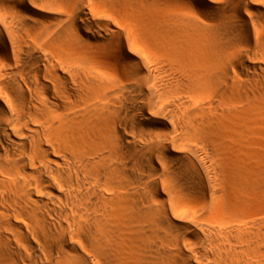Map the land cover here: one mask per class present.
Wrapping results in <instances>:
<instances>
[{
    "label": "bare ground",
    "instance_id": "obj_1",
    "mask_svg": "<svg viewBox=\"0 0 264 264\" xmlns=\"http://www.w3.org/2000/svg\"><path fill=\"white\" fill-rule=\"evenodd\" d=\"M0 264H264V0H0Z\"/></svg>",
    "mask_w": 264,
    "mask_h": 264
}]
</instances>
